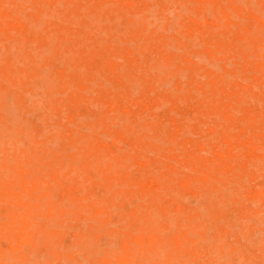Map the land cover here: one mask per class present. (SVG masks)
I'll return each mask as SVG.
<instances>
[{
    "label": "rangeland",
    "instance_id": "obj_1",
    "mask_svg": "<svg viewBox=\"0 0 264 264\" xmlns=\"http://www.w3.org/2000/svg\"><path fill=\"white\" fill-rule=\"evenodd\" d=\"M0 1V264H264V0Z\"/></svg>",
    "mask_w": 264,
    "mask_h": 264
},
{
    "label": "bare ground",
    "instance_id": "obj_2",
    "mask_svg": "<svg viewBox=\"0 0 264 264\" xmlns=\"http://www.w3.org/2000/svg\"><path fill=\"white\" fill-rule=\"evenodd\" d=\"M63 1H64V0H63ZM65 1H66V0H65ZM65 1H64V2H65ZM222 1H223V0H222ZM224 1H225V0H224ZM0 2H1V1H0ZM51 2H52V1H51ZM59 2H61V1L58 0V3H59ZM198 2H199V0H198ZM236 2H237V0H236ZM5 3H6V2H5ZM32 3H33V2H32ZM62 3H63V2H62ZM68 3H69V1H68ZM70 3H71V2H70ZM259 3H261V2H259ZM3 4H4V3H3ZM11 4H12V3H11ZM26 4H27V3H26ZM56 4H57V3H56ZM201 4H202V1H201ZM209 4H210V3H209ZM198 5L201 6L200 3H199ZM202 5H203V4H202ZM235 5H236V4H235ZM242 5H244V4H242ZM7 6H8V5H7ZM11 6H12V5H10V7H11ZM195 6H196V4H195ZM206 6H207V5H206ZM0 7L3 8V5L0 6ZM156 7H157V6H156ZM237 7H238V6H237ZM67 8H68V7H67ZM217 8H218V7H217ZM220 8H221V7H220ZM232 8H233V7H232ZM238 8H239V7H238ZM6 9H9V7H7ZM33 9H35V8H33ZM33 9H32V11L34 12ZM196 9H197V8H196ZM202 9H203V8H201V10H202ZM226 9H227V8H226ZM226 9H225V10H226ZM9 10H10V9H9ZM209 10H210V9H209ZM246 10H247V9H246ZM24 11H25V10H24ZM35 11H36V10H35ZM211 11H212V10H211ZM13 12H14V11H13ZM21 12H22V11H21ZM36 12H37V11H36ZM196 12H197V11H196ZM19 13H20V12H19ZM40 13H41V12H40ZM198 13H199V12H198ZM220 13H221V12H220ZM222 13H223V7H222ZM233 13H235V11H234ZM14 14L16 15V13H14ZM151 14H153V13H151ZM193 14H194V12H193ZM210 14H211V12H210ZM173 15H174V13H173ZM0 16H2V15H0ZM6 16H7V15H6ZM74 16H76V15H74ZM127 16H128V15H127ZM134 16H135V15H134ZM151 16H153V15H151ZM175 16H176V15H175ZM187 16H188V15H187ZM194 16H195V15H194ZM207 16H208V14H207ZM235 16H236V15H235ZM243 16H244V15H243ZM251 16H252V15H251ZM8 17H9V14H8ZM94 17H95V16H94ZM203 17H204V16H203ZM24 18H25V17H24ZM75 18H76V17H75ZM118 18H119V17H118ZM135 18H136V17H135ZM151 18H152V17H151ZM197 18H198V17H197ZM239 18H240V17H239ZM0 19H1V17H0ZM42 19H43V18H42ZM137 19H138V18H137ZM193 19H194V18H193ZM38 20H39V19H38ZM105 20H106V19H105ZM105 20H104V21H105ZM162 20H163V19H162ZM204 20H205V19H204ZM241 20H242V19H241ZM3 21H4V20H3ZM3 21H2V22H3ZM14 21H15V20H14ZM18 21H19V19H18ZM43 21H44V20H43ZM43 21H41L42 24H40V26L43 25ZM58 21H59V20H58ZM97 21H98V20H97ZM199 21H200V20H199ZM34 22H35V21H34ZM188 22H189V21H188ZM3 23H4V22H3ZM29 23H30V22H29ZM153 23H154V22H153ZM193 23H195V22H193ZM216 23H217V22H216ZM247 23H248V22H247ZM4 24H5V23H4ZM4 24H3V26H5ZM36 24H38V23H36ZM189 24H190V23H189ZM205 24H206V23H205ZM54 25H55V24H54ZM120 25H121V24H120ZM148 25H149V24H148ZM217 25H218V23H217ZM14 26H15V25H14ZM29 26H30V25H29ZM37 26H39V24L35 26L36 29H37ZM40 26H39V27H40ZM43 26H44V25H43ZM116 26H119V25L117 24ZM123 26H124V25H123ZM128 26H129V25H128ZM17 27H18V26H17ZM35 27H34V29H35ZM98 27H99V26H98ZM148 27H149V26H148ZM194 27H195V26H194ZM261 27H263V26H261ZM5 28H6V27H5ZM86 28H87V27H86ZM99 28H100V27H99ZM233 28H234V27H233ZM241 28H243V27H241ZM246 28H247V27H246ZM3 29H4V28H3ZM198 29H199V28H198ZM234 29H235V28H234ZM247 30H248V29H247ZM1 31H2V30H1ZM1 31H0V32H1ZM146 31H147V30H146ZM198 31H199V30H198ZM234 31H235V30H234ZM240 31H241V30H240ZM242 31H243V30H242ZM43 32H44V31H43ZM191 32H192V31H191ZM200 32H202V31H200ZM56 34H57V33H56ZM211 34H212V33H211ZM239 34H240V33H239ZM95 35H96V34H95ZM1 36H2V34H1ZM54 36H55V35H54ZM65 36H66V35H65ZM201 36H202V35H201ZM221 36H222V35H221ZM114 37H115V36H114ZM226 39H227V38H226ZM22 40H23V39H22ZM129 40H130V39H129ZM171 40H172V39H171ZM194 40H195V39H194ZM235 40H237V39H235ZM20 41H21V40H20ZM231 41H232V40H231ZM22 42H23V41H22ZM130 42H131V41H130ZM19 43H20V42H19ZM171 43H172V42H171ZM239 43H240V42H239ZM246 43H247V42H246ZM22 45H23V44H22ZM119 45H120V43H119ZM193 45H194V44H193ZM212 45H213V44H212ZM238 45H239V44H238ZM47 46H48V45H47ZM138 46H139V45H138ZM166 46H167V45H166ZM217 46H218V45H217ZM240 46H241V45H240ZM35 47H36V46H35ZM51 47H52V46H51ZM14 48H15V47H14ZM167 48H168V47H167ZM171 48H172V47H171ZM50 49H51V48H50ZM206 49H207V48H206ZM219 49L221 50V48H219ZM223 49H224V48H223ZM242 49H243V48H242ZM18 50H19V48H18ZM51 50H52V49H51ZM51 50H50V53H51ZM110 50H111V49H110ZM126 50H127V49H126ZM185 50H186V49H185ZM220 50H219V51H220ZM216 51H217V50H216ZM136 52H137V51H136ZM38 53H39V52H38ZM45 54H47V53H45ZM53 54H54V53H53ZM132 54H133V53H132ZM190 54H191V53H190ZM226 54H227V53H226ZM223 55H224V54H223ZM227 55H228V54H227ZM41 56H42V55H41ZM140 56H141V55H140ZM194 56H195V54H194ZM199 56H200V55H199ZM201 56H202V54H201ZM221 56H222V55H221ZM0 57H1V55H0ZM114 57H115V56H114ZM118 57H119V56H118ZM222 57H223V56H222ZM36 58H37V57H36ZM38 58H39V57H38ZM112 58H113V57H112ZM164 58H165V57H164ZM210 58H211V56H210ZM212 58H213V56H212ZM223 58H224V57H223ZM226 58H227V57H226ZM25 59H26V58H25ZM194 59H195V58H194ZM213 59H214V58H213ZM232 59H233V58H232ZM26 60H27V59H26ZM104 60H105V59H104ZM114 60H117V59H114ZM189 60H190V59H189ZM5 61H6V60H5ZM19 61H20V60H19ZM137 61H138V60H137ZM152 61H153V59H152ZM190 61H191V60H190ZM214 61H215V60H214ZM57 62H58V61H57ZM197 62H198V61H197ZM109 63H110V61H109ZM171 63H172V61H171ZM209 63H211V62H209ZM209 63H208V64H209ZM232 63H233V62H232ZM236 63H237V62H236ZM24 64H25V63H24ZM66 64H67V63H66ZM123 64H125V63H123ZM233 65H234V64H233ZM246 65H247V64H246ZM257 65H258V64H257ZM260 65H261V64H260ZM6 66H7V65H6ZM115 66H116V65H115ZM227 66H228V65H227ZM67 67H68V66H67ZM157 67H158V66H157ZM214 67H215V66H214ZM6 68H7V67H6ZM103 68H104V67H103ZM114 68H115V67H114ZM122 68H123V67H122ZM174 68H175V67H174ZM201 68H202V67H201ZM16 69H17V68H16ZM214 69H215V68H214ZM17 70H18V69H17ZM80 70H81V68H80ZM108 70H109V69H108ZM208 70H209V69H208ZM208 70H207V71H208ZM229 70H230V69H229ZM199 71H200V70H199ZM236 71H237V70H236ZM112 72H113V70H112ZM120 72L122 73V71H120ZM9 73H10V72H9ZM183 73H184V72H183ZM183 73L181 72V74H183ZM247 73H248V72H247ZM158 74H159V73H158ZM178 74H180V73H179V70H178ZM181 74H180V75H181ZM197 74H198V73H197ZM227 74H229V73H227ZM235 74H236V72H235ZM13 75H14V74H13ZM24 75H25V74H24ZM111 75H112V74H111ZM166 75H167V74H166ZM180 75H179V76H180ZM224 75H225V74H224ZM257 75H258V74H257ZM257 75H255V76L257 77ZM1 77H3V76H1ZM6 77H7V76H6ZM25 77H26V76H25ZM48 77H49V76H48ZM171 77H172V76H171ZM245 77H246V76H245ZM247 77H248V76H247ZM249 77H250V75H249ZM262 77H263V76H262ZM7 78L9 79V77H7ZM17 78H18V77H17ZM64 78H65V77H64ZM50 79H51V78H50ZM173 79H174V78H173ZM189 79H190V78H189ZM237 79H238V78H237ZM244 79H246V78H244ZM250 79H251V78H250ZM5 80H6V79H5ZM18 80H19V79H18ZM169 80H170V79H169ZM187 80H188V79H187ZM9 81H11V80H9ZM20 81H21V80H20ZM20 81H19V82H20ZM163 81H164V80H163ZM170 81H171V80H170ZM231 81H232V80H231ZM257 81H258V80H257ZM223 82H224V81H223ZM9 83H10V82H9ZM228 83H229V82H228ZM7 84H8V82H7ZM168 84H169V83H168ZM232 84H233V83H232ZM234 84L236 85V83H234ZM253 84H254V83H253ZM224 85L226 86V84H224ZM244 85H245V84H244ZM12 86H13V85H12ZM19 86H20V85H19ZM55 86H56V85H55ZM69 86H70V85H69ZM71 86H72V85H71ZM237 86H238V85H237ZM241 86H242V85H241ZM15 87H16V86H15ZM243 87H244V86H243ZM19 88H20V87H19ZM22 88H23V87H22ZM56 88H57V87H56ZM119 88H120V87H119ZM235 88H236V86H235ZM248 88H249V87H248ZM80 89H81V88H80ZM229 89H230V88H229ZM236 89H237V88H236ZM263 89H264V88H263ZM263 89H262V90H263ZM30 90H31V89H30ZM174 90H175V89H174ZM257 90H258V89H257ZM1 91H2V90H1ZM180 91H181V90H180ZM216 91H217V90H216ZM223 91H224V90H223ZM88 92H89V91H88ZM221 92H222V91H221ZM228 92H229V91H228ZM58 93H59V92H58ZM65 93H66V92H65ZM245 93H246V92H245ZM245 93H244V94H245ZM63 94H64V92H63ZM134 94H135V93H134ZM222 94H223V93H222ZM226 94H228V93H226ZM263 94H264V93H263ZM61 95H62V93H61ZM201 95H202V94H201ZM213 95H214V94H213ZM64 96H65V95H64ZM229 96H230V95H229ZM249 96H250V95H249ZM104 97H105V96H104ZM158 97H159V96H158ZM164 97H165V96H164ZM226 97H227V96H226ZM226 97H225V98H226ZM130 98H131V97H130ZM139 99H140V98H139ZM217 99H218V97H217ZM241 99H242V98H241ZM254 99H255V98H254ZM256 99H257V98H256ZM256 99H255V100H256ZM111 100H112V98H111ZM124 100H125V99H124ZM250 100H251V99H250ZM42 101H43V100H42ZM66 101H67V100H66ZM90 101H91V100H90ZM164 101H165V100H164ZM191 101H192V100H191ZM206 101H207V100H206ZM220 101H221V100H220ZM257 101H259V100H257ZM43 102H44V101H43ZM61 102H62V101H61ZM178 102L183 103L182 101H178ZM185 102H186V101H185ZM185 102H184V103H185ZM187 102H188V101H187ZM212 102H213V101H212ZM221 102H222V101H221ZM261 102H262V101H261ZM66 103H67V102H66ZM135 103H136V102H135ZM143 103H144V102H143ZM166 103H167V101H166ZM166 103H165V104H166ZM173 103H174V102H173ZM188 103H189V102H188ZM218 103H219V102H218ZM242 103H243V102H242ZM262 103H263V102H262ZM90 104H91V103H90ZM127 104H128V102H127ZM189 104H190V103H189ZM211 104H213V103H211ZM230 104H231V103H230ZM258 104H259V103H258ZM100 105H102V102L100 103ZM100 105H99V106H100ZM105 105H106V104H105ZM131 105H132V104H131ZM185 105H186V103H185ZM199 105H200V104H199ZM247 105H248V103H247ZM40 106H41V104H40ZM125 106H126V105H125ZM159 106H160V105H159ZM166 106H167V105H166ZM166 106H164V107H166ZM169 106H170V103H169ZM189 106H190V105H189ZM189 106H188V107H189ZM214 106H215V105H214ZM221 106H222V105H221ZM70 107H71V106H70ZM118 107H119V106H118ZM170 107H171V106H170ZM212 107H213V106H212ZM231 107H232V106H231ZM110 108H112V106H111ZM122 108H123V107H122ZM18 109H19V108H18ZM126 109H127V108H126ZM193 109H194V108H193ZM231 109H232V108H231ZM237 109H238V108H237ZM237 109H236V112H237ZM241 109H242V108H241ZM209 112H210V111H209ZM209 112H208V113H209ZM216 112H217V110H216ZM249 115H250V114H249ZM249 115H248V116H249ZM216 116H217V115H216ZM250 116H251V115H250ZM210 117H211V116H210ZM206 118H207V117H206ZM259 118H260V117H259ZM70 119H71V118H70ZM249 119H250V118H249ZM246 121H247V120H246ZM261 122H262V121H261ZM114 124H115V123H114ZM154 124H155V123H154ZM230 124H231V122H230ZM187 125H188V124H187ZM88 126H89V125H88ZM231 126H232V125H231ZM231 126H229V127H231ZM59 127H60V126H59ZM78 127H79V126H78ZM98 127H99V126H98ZM55 129H56V128H55ZM142 129H143V128H142ZM231 129H232V128H231ZM233 129L236 130V128H233ZM57 130H58V129H57ZM97 130H98V128H97ZM237 130H238V129H237ZM43 131H44V130H43ZM88 131H89V130H88ZM31 132H33V131H31ZM31 132H30V135H31ZM44 132H45V131H44ZM75 132H76V131H75ZM136 132H137V131H136ZM140 132H141V131H140ZM252 132H253V131H252ZM46 133H47V132H46ZM137 133H138V132H137ZM186 133H187V132H186ZM23 134H24V133H23ZM75 134H76V133H75ZM191 134H192V133H191ZM191 134H189V135H191ZM14 135H16V134H14ZM28 135H29V134H28ZM32 136H33V134H32ZM32 136H31V137H32ZM133 136H134V135H133ZM209 136H210V135H209ZM9 137H10V136H9ZM15 137H16V136H15ZM26 137H27V136H26ZM29 137H30V136H29ZM38 137H39V136H38ZM41 137H42V136H41ZM55 137H57V136H55ZM91 137H92V136H91ZM146 137H147V136H146ZM13 138H14V137H13ZM93 138H94V137H93ZM149 138H150V137H149ZM230 138H231V137H230ZM11 139H12V138H11ZM18 139H19V138H18ZM21 139H22V137H21ZM57 139H58V137H57ZM60 139H61V138H60ZM12 140H13V139H12ZM50 140H51V139H50ZM152 140H153V139H152ZM155 140H156V139H155ZM224 140H225V139H224ZM246 140H247V139H246ZM256 140H257V139H256ZM10 141H11V140H10ZM10 141H9V142H10ZM16 141H17V138H16ZM46 141H47V140H46ZM96 141H97V140H96ZM156 141H157V140H156ZM257 141H258V140H257ZM259 141H260V139H259ZM29 142H30V141H29ZM47 142H48V141H47ZM82 142H83V140H82ZM94 142H95V141H94ZM119 142H120V140H119ZM119 142H118V145H119ZM208 142H209V141H208ZM219 142H220V141H219ZM15 143H16V142H15ZM34 143H35V142H34ZM241 143H242V142H241ZM247 143H248V142H247ZM251 143H252V142H251ZM251 143H250V144H251ZM6 144H8V143H6ZM36 144H38V143H36ZM39 144H40V143H39ZM45 144H46V143H45ZM86 144H87V143H86ZM104 144H105V143H104ZM120 144H121V143H120ZM194 144H195V143H194ZM197 144H198V143H197ZM244 144H246V143H244ZM248 144H249V143H248ZM256 144H257V143H256ZM8 145H9V144H8ZM41 145H42V144H41ZM124 145H125V144H124ZM129 145H130V144H129ZM226 145H227V144H226ZM229 145H230V144H229ZM232 145H233V144H232ZM246 145H247V144H246ZM259 145H260V143H259ZM10 146H11V145H10ZM57 146H58V145H57ZM187 146H188V144H187ZM233 146H234V145H233ZM255 146H256V145H255ZM53 147H54V146H53ZM252 147H253V146H252ZM36 148H37V147H36ZM40 148H41V147H40ZM115 148H116V147H115ZM245 148H246V147H245ZM258 148H259V147H258ZM49 149H50V148H49ZM49 149H48V150H49ZM75 149H76V148H75ZM110 149H111V148H110ZM119 149H120V148H119ZM218 149H219V148H218ZM50 150H51V149H50ZM60 150H61V149H60ZM76 150H77V149H76ZM111 150H112V149H111ZM212 150H213V149H212ZM254 150H255V149H254ZM9 151H10V150H9ZM155 151H156V150H155ZM159 151H160V149H159ZM207 151H208V150H207ZM215 151H216V150L214 149V152H215ZM220 151H221V150H220ZM222 151H223V150H222ZM235 151H236V150H235ZM244 151H245V150H244ZM251 151H252V150H251ZM22 152H23V151H22ZM30 152H31V151H30ZM46 152H47V151H46ZM46 152H45V153H46ZM112 152H113V151H112ZM156 152H157V151H156ZM233 152H234V151H233ZM59 153H60V152H59ZM72 153H73V152H72ZM151 153H152V152H151ZM216 153H217V151H216ZM228 153H229V152H228ZM235 153H236V152H235ZM238 153H239V152H238ZM23 154H24V153H23ZM75 154H76V153H75ZM87 154H88V153H87ZM130 154H131V153H130ZM208 154H209V153H208ZM225 154H226V153H225ZM236 154H237V153H236ZM243 154H246V153H243ZM0 155H2V154H0ZM158 155H159V154H158ZM197 155H199V154H196V156H197ZM221 155H222V154H221ZM229 155H230V154H229ZM14 156H15V155H14ZM42 156H43V155H42ZM211 156H212V155H211ZM223 156H224V155H223ZM227 156H228V155H227ZM3 157H5V156H3ZM3 157H2V158H3ZM32 157H33V156H32ZM68 157H69V156H68ZM197 157H198V156H197ZM201 157H202V156H201ZM201 157H200V158H201ZM220 157H221V156H220ZM225 157H226V156H225ZM228 157H229V156H228ZM237 157H238V156H237ZM21 158H22V157H21ZM27 158H28V157H27ZM58 158H59V157H58ZM71 158H72V157H71ZM123 158H124V157H123ZM192 158H194V157H192ZM205 158H206V157H205ZM59 159H60V158H59ZM81 159H82V158H81ZM84 159H85V158H84ZM0 160H1V159H0ZM11 160H12V159H10V161H11ZM29 160H30V158H29ZM35 160H37V159H35ZM45 160H46V158H45ZM45 160H44V161H45ZM216 160H217V159H216ZM220 160H221V159H220ZM220 160H219V161H220ZM2 161H3V160H2ZM12 161H13V160H12ZM37 161H38V160H37ZM80 161H81V160H80ZM159 161H160V159H159ZM169 161H170V160H169ZM219 161H218V163H219ZM22 162H23V161H22ZM33 162H34V161H33ZM173 162H174V161H173ZM222 162H223V161H222ZM23 163H24V162H23ZM23 163H22V166H23ZM71 163H72V162H71ZM223 163H224V162H223ZM223 163H222V164H223ZM25 164H26V162H25ZM25 164H24V165H25ZM32 164H33V163H32ZM97 164H98V163H97ZM99 164H100V163H99ZM175 164H176V163H175ZM220 164H221V163H220ZM253 164H254V163H253ZM15 165H17V163H16ZM26 165H28V163H27ZM30 165H31V164H30ZM38 165H39V164H38ZM55 165H56V164H55ZM71 165H72V164H71ZM84 165H86V164H84ZM226 165H228V164H226ZM48 166H49V165H48ZM92 166H93V165H92ZM97 166H98V165H97ZM124 166H125V164H124ZM23 167H24V166H23ZM27 167H28V166H27ZM33 167H34V166H33ZM33 167H31V168H33ZM58 167H59V166H58ZM125 167H126V166H125ZM18 168H22V167H19V166H18ZM46 168H47V167H46ZM73 168H74V167H73ZM192 168H193V167H192ZM245 168H246V167H245ZM37 169H38V168H37ZM56 169H57V168H56ZM56 169H55V170H56ZM213 169H214V168H213ZM33 170H34V169H33ZM45 170H46V169H45ZM55 170H54V171H55ZM63 170H65V169H63ZM63 170H62V171H63ZM203 170H204V169H203ZM28 171H29V170H28ZM50 171H51V170H50ZM59 171H61V170H59ZM59 171H58V173H59ZM92 171H93V170H92ZM19 172L21 173V171H19ZM24 172H25V171H24ZM35 172H36V171H35ZM43 172H44V171H43ZM209 172H210V171H209ZM244 172H245V171H244ZM253 172H254V171H253ZM73 173H74V172H73ZM116 173H117V172H116ZM173 173H174V172H172V174H173ZM38 174H39V173H38ZM80 174H81V173H80ZM121 174H122V173H121ZM249 174H250V173H249ZM48 175H49V174H48ZM115 175H116V174H115ZM21 176H22V175H21ZM44 176H45V175H44ZM53 176H54V175H53ZM81 176H82V175H80V177H81ZM109 176H110V175H109ZM209 176H210V175H209ZM28 177H29V176H28ZM36 177H37V176H36ZM36 177H34V178H36ZM45 177H46V176H45ZM60 177H61V176H60ZM63 177H64V176H63ZM65 177H66V176H65ZM162 177H163V176H162ZM167 177H168V176H167ZM26 178H27V176H26ZM37 178H38V177H37ZM52 178H53V177H52ZM69 178H70V177H69ZM105 178H106V177H105ZM120 178H121V177H120ZM127 178H128V177H127ZM16 179H17V178H16ZM31 179H32V178H31ZM64 179H65V178H64ZM74 179H75V178H74ZM82 179H83V178H82ZM88 179H89V178H88ZM109 179H110V178H109ZM115 179H116V178H115ZM118 179H119V178H118ZM32 180H33V179H32ZM32 180H31V181H32ZM34 180H36V179H34ZM91 180H92V179H91ZM98 180H99V179H98ZM151 180H152V179H151ZM170 180H171V179H170ZM170 180H169V181H170ZM263 180H264V179H263ZM27 181H28V179H27ZM31 181H30V182H29V181L27 182V183H29V186H28V190H29V192H30L31 189H32V188H30V186H31V185L33 184V182H34V181L31 182ZM37 181H38V180H37ZM49 181H50V180H49ZM103 181H104V180H103ZM103 181H102V182H103ZM129 181H130V179H129ZM1 182H2V181H1ZM38 182H40V180H39ZM79 182H80V181H79ZM104 182H105V181H104ZM23 183H25V182H23ZM31 183H32V184H31ZM77 183H78V182H77ZM84 183H85V182H84ZM86 183H87V182H86ZM0 184H1V183H0ZM20 184H21V183H20ZM30 184H31V185H30ZM34 184H35V183H34ZM114 184H115V182H114ZM15 185H17V184H15ZM23 185H24V184H23ZM98 185H99V184H98ZM109 185H110V184H109ZM119 185H120V184H119ZM167 185H168V184H167ZM3 186H4V185H3ZM17 186H18V185H17ZM26 186H27V185H26ZM54 186H55V185H54ZM107 186H108V185H107ZM120 186H123V185H120ZM126 186H127V185H126ZM203 186H204V185H203ZM101 187H102V186H101ZM115 187H116V186H115ZM15 188H16V187L14 186V189H15ZM19 188H20V187H19ZM66 188H67V187H66ZM83 188H84V187H83ZM113 188H114V186H113ZM12 189H13V188H11V190H12ZM21 189H23V188H21ZM21 189H20V190H21ZM48 189H49V188H48ZM133 189H134V188H133ZM141 189H142V188H141ZM16 190H17V189H16ZM35 190H36V189H35ZM38 190H39V189H38ZM190 190H191V189H190ZM255 190H256V189H255ZM255 190H254V191H255ZM23 191H24V193H25V190H23ZM36 191H37V190H36ZM64 191H67V190L64 189ZM13 192H14V191H13ZM34 192H35V191H34ZM34 192H33V193H34ZM67 192H68V191H67ZM67 192H66V193H67ZM73 192H75V191H73ZM131 192H132V191H131ZM14 193H15V192H14ZM17 193H18V192H17ZM17 193H16V194H17ZM35 193H36V192H35ZM38 193H39V192H38ZM47 193H48V192H47ZM103 193H104V192H103ZM119 193H120V192H119ZM133 193H134V192H133ZM237 193H238V192H237ZM60 194L63 195L61 192H60ZM0 195H1V194H0ZM35 195H36V194L31 195V196L35 197ZM46 195H47V194H46ZM46 195H45V196H46ZM51 195H52V194H51ZM156 195H157V194H156ZM3 196H4V195H3ZM17 196H18V195H17ZM64 196H65V195H64ZM94 196H95V194H94ZM96 196H97V195H96ZM144 196H145V195H144ZM18 197H20V196H18ZM89 197H90V196H89ZM237 197H238V196H237ZM258 197H259V196H258ZM24 198H26V197H24ZM24 198H23V201H24ZM31 198H32V197H31ZM31 198H30V200H31ZM35 198H36V200H39L38 197H35ZM39 198H40V197H39ZM47 198H48V197H47ZM116 198H117V197H116ZM116 198H115V199H116ZM144 198H145V197H144ZM0 199H1V198H0ZM6 199H7V198H6ZM20 199H21V198H19V200H20ZM91 199H92V196H91ZM115 199H114V200H115ZM10 200H11V199H10ZM19 200H18V201H19ZM27 200H29V198H28ZM30 200H29V201H30ZM33 200H34V199H33ZM33 200H31V201H33ZM36 200H35V201H36ZM66 200H67V199H66ZM95 200H96V199H95ZM124 200H126V199H124ZM139 200H140V199H139ZM143 200H144V199H143ZM7 201H8V200H7ZM25 201H26V200H25ZM70 201H71V200H70ZM2 202H5V201L2 200ZM2 202H1V203H2ZM19 202H20V201H19ZM44 202H45V201H44ZM91 202H92V201H91ZM9 203H10V201H9ZM30 203H31V202H30ZM30 203H29V204H30ZM7 204H8V202H7ZM15 204H16V203H15ZM15 204H14V205H15ZM25 204H26V202H25ZM100 204H101V203H100ZM12 205H13V204H12ZM27 205H28V204H27ZM38 205H39V204H38ZM38 205H37V206H38ZM42 205H43V204H42ZM44 205L46 206V204H44ZM6 206H7V205H6ZM29 206H31V205H29ZM48 206H49V205H48ZM59 206H60V205H59ZM71 206H72V205H71ZM99 206H100V205H99ZM7 207H8V206H7ZM7 207H6V208H7ZM14 207L16 208V207H18V205H17V206L15 205ZM19 207H20V206H19ZM38 207H39V206H38ZM41 207H42V206H41ZM112 207H113V206H112ZM235 207H236V206H235ZM23 208L26 209L25 206H24ZM46 208H47V207H46ZM46 208H45V211L47 210ZM54 208H56V207H54ZM140 208H141V207H140ZM202 208H203V206H202ZM29 209H30V208H29ZM41 209H44V208H41ZM52 209H53V208H52ZM52 209H49V211L51 210L50 212H53V213H54L55 211H52ZM95 209H96V208H95ZM107 209H108V208H107ZM118 209H119V208H118ZM149 209H150V208H149ZM205 209H206V208H205ZM205 209H204V210H205ZM4 210H5V209H4ZM20 210H22L21 207H20ZM23 210H24V209H23ZM32 210H33V209H32ZM53 210H54V209H53ZM93 210H94V209H93ZM115 210H116V209H115ZM115 210H114V211H115ZM192 210H193V209H192ZM199 210H200V209H199ZM14 211L16 212L15 209H14ZM14 211H13V212H14ZM17 211H19V209H18ZM28 211H29V210H28ZM114 211H113V212H114ZM151 211H152V210H151ZM194 211H195V210H194ZM19 212H20V211H19ZM26 212H27V210H26ZM84 212H85V211H84ZM86 212H87V211H86ZM159 212H160V210H159ZM188 212H189V211H188ZM261 212H262V211H261ZM3 213H4V212H3ZM6 213H7V212H6ZM6 213H4V215H5ZM21 213H22V212H21ZM42 213H43V212H42ZM48 213H49V212H48ZM63 213H64V212H63ZM100 213H101V212H100ZM154 213H155V212H154ZM193 213H194V212H193ZM196 213H197V212H196ZM258 213H260V212H258ZM49 214H50V213H49ZM155 214H156V213H155ZM198 214H199V213H198ZM7 215H8V214H7ZM11 215H12V214H11ZM16 215H17V214H16ZM19 215H20V214H19ZM30 215H31V214H30ZM56 215H57V214H56ZM56 215H55V217L57 218L58 216H56ZM104 215H106V214H104ZM166 215H167V214H166ZM191 215H192V214H191ZM193 215H194V214H193ZM17 216H18V215H17ZM26 216L28 217L29 215L25 214V217H26ZM32 216H33V215H32ZM32 216H31V218H32ZM84 216H85V215H84ZM118 216H119V215H118ZM126 216H127V215H126ZM189 216H190V214H189ZM1 217H2V216H1ZM3 217H5V216H3ZM8 217H9V215H8ZM13 217H14V213H13ZM20 217H22V214H21L19 217H17V218H16V216L14 217V218L17 219V223H18V225L20 226V227H18L19 229H21V230H22V229H25V231H27V230L30 228L31 225L33 226V224H34L33 222H32L33 224H31V225H29V224L27 223V221L30 219V216L28 217V218H29L28 220H27L25 217H23V218H20ZM41 217H43V216H41ZM51 217H53V214H52V216L50 215V218H51ZM102 217H103V216H102ZM119 217H120V216H119ZM128 217H129V216H128ZM164 217H165V216H164ZM169 217H170V216H169ZM5 218H6V217H5ZM9 218H10V217H9ZM14 218L11 217V218H10L11 220H9V221H12V219H14ZM56 218H55V219H56ZM63 218H64V217H63ZM159 218H160V217H159ZM167 218H168V217H167ZM0 219H1V218H0ZM32 219L34 220V218H32ZM48 219H49V218H48ZM109 219H110V218H109ZM3 220H4V218H3ZM82 220H83V219H82ZM124 220H125V219H124ZM9 221H8V223L6 222V224H4L6 227H7V225H8V226H11L12 224H14V222H15V224H16V221H12V223H10ZM45 221L47 222V220H45ZM91 221H92V220H91ZM122 221H123V220H122ZM156 221H157V220H156ZM169 221H170V220H169ZM192 221H193V220H192ZM49 222L51 223L52 221L50 220ZM49 222L46 223V224L49 225V227H50V223H49ZM170 222H171V221H170ZM30 223H31V222H30ZM156 223H157V222H156ZM171 223H172V222H171ZM2 224H3V223H2ZM174 224H175V223H174ZM251 224H253V223H251ZM16 225H17V224H16ZM47 225H46V226H47ZM86 225H87V224H86ZM145 225H146V224H145ZM182 225H183V224H182ZM69 226H70V225H69ZM174 226H175V225H174ZM185 226H186V225H185ZM21 227H22V228H21ZM59 227H60V226H59ZM154 227H155V226H154ZM172 227H173V226H172ZM187 227H188V226H187ZM2 228H3V227H2ZM8 228H9V227H8ZM11 228H14V227L11 226ZM33 228H34V227H33ZM33 228H31V230H32ZM64 228H65V227H64ZM70 228H71V227H70ZM72 228H73V227H72ZM195 228H196V227H195ZM0 229H1V228H0ZM15 229H16V228L11 229V230H12V231H15ZM42 229H43V228H42ZM2 230H3V229H2ZM7 230H8V229H7ZM21 230H20V231H21ZM43 230H45V229H43ZM43 230H42V231H43ZM195 230H196V229H195ZM3 231H4V230H3ZM3 231H2V232H3ZM32 231H33V230H32ZM140 231H141V230H140ZM145 231H146V230H145ZM164 231H165V230H164ZM171 231H172V230H171ZM4 232H6V231H4ZM15 232H16V231H15ZM43 232H45V231H43ZM43 232H42V233H43ZM224 232H225V231H224ZM20 233H21V232H20ZM24 233H25V232H24ZM45 233H46V232H45ZM134 233H135V231H134ZM161 233H162V232H161ZM186 233H187V232H186ZM186 233H185V234H186ZM195 233H196V232H195ZM220 233H221V232H220ZM30 234H31V235H29V236L32 237V233H31V231H30ZM11 235H12V234H11ZM16 235H17V234H16ZM48 235H49V234H48ZM224 235H226V234H224ZM3 236H4V235H3ZM37 236H38V235H37ZM61 236H62V235H61ZM186 236H187V235H186ZM22 237H23V236H22ZM22 237H21V238H22ZM25 237L28 238L27 236H25ZM137 237H138V236H137ZM184 237H185V236H184ZM218 237H219V236H218ZM2 238H3V237H2ZM9 238H10V237H9ZM21 238H20V241L23 240V239H21ZM43 238H46V237H43ZM222 238H223V237H222ZM224 238H225V237H224ZM241 238H242V237H241ZM10 239H11V238H10ZM10 239H9V240H10ZM32 239H33V237H32ZM24 240H25V239H24ZM26 240L28 241V239H26ZM48 240H49V239H48ZM59 240H60V239H59ZM136 240H137V239H136ZM183 240H184V239H183ZM220 240H221V239H220ZM257 240H258V239H257ZM50 241H51V240H50ZM52 241H53V239H52ZM54 241H55V240H54ZM134 241H135V240H134ZM141 241H142V240H141ZM172 241H173V240H172ZM181 241H182V240H181ZM194 241H195V240H194ZM10 242L12 243L11 240H10ZM62 242H63V241H62ZM87 242H88V241H87ZM90 242H91V241H90ZM90 242H89V243H90ZM142 242H144V241H142ZM217 242H219V241H217ZM261 242H262V241H261ZM14 243H15V242H13L12 245H13ZM25 243L27 244V243H29V242H25ZM30 243H31V242H30ZM89 243H88V244H89ZM125 243H126V242H125ZM125 243H124V245H125ZM132 243H133V242H132ZM147 243H148V242H147ZM149 243H150V241H149ZM160 243H161V242H160ZM163 243H164V242H163ZM219 243H221V242H219ZM16 244L18 245V242H16V243H15V246H14V245H13V246H14V247H17ZM53 244H54V243H53ZM71 244H72V243H71ZM110 244H111V243H110ZM262 244H263V243H262ZM262 244H261V245H262ZM51 245H52V243H51ZM92 245H93V244H92ZM215 245H216V244H215ZM61 246H62V245H61ZM74 246L76 247L75 243H74ZM110 246H112V245H110ZM115 246H116V245H115ZM222 246H223V245H222ZM11 247H12V246H11ZM11 247H10V248H11ZM14 247H12L11 250H13ZM52 247H54V246L52 245ZM57 247H59V246H57ZM70 247H71V246H70ZM159 247H160V246H159ZM224 247H225V246H224ZM10 248H9V249H10ZM19 248H20V247H19ZM24 248H25V247H24ZM54 248H55V247H54ZM98 248H99V247H98ZM133 248L135 249V245H134ZM160 248H161V247H160ZM196 248H197V247H196ZM17 249H18V248H17ZM26 249H27V248H26ZM161 249H162V248H161ZM231 249H232V248H231ZM31 250H32V249H31ZM62 250H63V249H62ZM64 250H66V249H64ZM98 250H99V249H98ZM109 250H110V249H109ZM135 250H136V249H135ZM163 250H164V249H163ZM233 250H234V249H233ZM233 250H232V251H233ZM13 251L15 252V250H13ZM60 251H61V250H60ZM239 251H240V250H239ZM242 251H243V250H242ZM77 252H78V251H77ZM91 252H92V251H91ZM94 252H95V251H94ZM131 252H132V251H131ZM236 252H237V251H236ZM27 253H28V252H27ZM79 253H81V252H79ZM240 253H241V252H240ZM30 254H31V253H30ZM87 254H89V253H87ZM102 254H103V253H102ZM132 254H134V253H132ZM32 255H33V254H32ZM47 255H48V254H47ZM78 255H79V254H78ZM112 255H114V254H112ZM115 255H116V254H115ZM124 255H125V254H124ZM159 255H160V254H159ZM241 255H242V254H241ZM61 256H62V254H61ZM61 256L59 257L60 259H61ZM79 256H80V255H79ZM180 256H181V255H180ZM182 256H183V255H182ZM256 256H258V255L256 254ZM82 257H84V256H82ZM82 257H81V258H82ZM128 257H129V255H128ZM131 257H132V255H131ZM183 257H184V256H183ZM244 257H245V256H244ZM246 257H247V256H246ZM253 257H255L254 254H253ZM38 258H40V260H41V257H40V256H39ZM38 258H37V259H38ZM73 258H74V257H73ZM87 258H88V257H87ZM238 258H240V257H238ZM30 259H31V261L33 260L32 257H31ZM42 259H44V258H42ZM57 259H58V258H57ZM60 259H59V260H60ZM85 259H86V258H85ZM102 259H103V258H102ZM116 259H117V258H116ZM184 259H185V258H184ZM240 259H241V258H240ZM263 259H264V257H263ZM61 260H62V259H61ZM63 260H64V259H63ZM68 260H69V259H68ZM112 260H113V258H112ZM112 260H111V262H109V261H108V262H109V263H112V262H113V264H114L115 261H112ZM174 260H175V259H174ZM225 260H226V259H225ZM5 261H6V260H5ZM66 261H67V260H66ZM105 261H106V260H105ZM119 261H120L121 263L124 264V263H128V262H129V259H128V258H122V257L120 256V257H119ZM227 261H228V259H227ZM230 261H231V260H230ZM235 261H237V260H235ZM238 261H239V260H238ZM10 262H11V264H15V263H16L15 260H14L15 263H13L11 260H10ZM68 262H70V261H68ZM82 262H83V261H82ZM116 262H117V261H116ZM120 262H118V263H120ZM232 262H233V261H232ZM240 262H241V261H240ZM246 262H247V260H246ZM79 263H80V262H79ZM176 263H177V262H176ZM8 264H9V262H8ZM61 264H62V263H61ZM64 264H65V263H64ZM75 264H76V263H75ZM97 264H98V262H97ZM129 264H130V263H129ZM174 264H175V263H174ZM186 264H187V263H186ZM188 264H189V263H188ZM241 264H242V263H241ZM248 264H249V263H248Z\"/></svg>",
    "mask_w": 264,
    "mask_h": 264
}]
</instances>
